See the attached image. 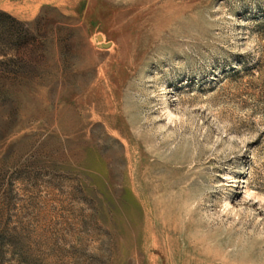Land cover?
Instances as JSON below:
<instances>
[{
  "label": "rangeland",
  "instance_id": "1",
  "mask_svg": "<svg viewBox=\"0 0 264 264\" xmlns=\"http://www.w3.org/2000/svg\"><path fill=\"white\" fill-rule=\"evenodd\" d=\"M0 6V264H264V0Z\"/></svg>",
  "mask_w": 264,
  "mask_h": 264
},
{
  "label": "trees",
  "instance_id": "2",
  "mask_svg": "<svg viewBox=\"0 0 264 264\" xmlns=\"http://www.w3.org/2000/svg\"><path fill=\"white\" fill-rule=\"evenodd\" d=\"M0 16H4V17H7L6 15H4L3 13L0 12Z\"/></svg>",
  "mask_w": 264,
  "mask_h": 264
},
{
  "label": "crops",
  "instance_id": "3",
  "mask_svg": "<svg viewBox=\"0 0 264 264\" xmlns=\"http://www.w3.org/2000/svg\"><path fill=\"white\" fill-rule=\"evenodd\" d=\"M0 11H4L5 12V10H2V7L0 6ZM7 13V12H6Z\"/></svg>",
  "mask_w": 264,
  "mask_h": 264
}]
</instances>
